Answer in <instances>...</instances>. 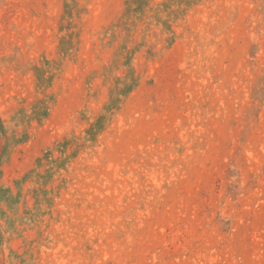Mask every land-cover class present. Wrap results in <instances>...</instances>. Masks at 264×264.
I'll return each instance as SVG.
<instances>
[{"label": "rangeland", "instance_id": "1", "mask_svg": "<svg viewBox=\"0 0 264 264\" xmlns=\"http://www.w3.org/2000/svg\"><path fill=\"white\" fill-rule=\"evenodd\" d=\"M0 264H264V0H0Z\"/></svg>", "mask_w": 264, "mask_h": 264}]
</instances>
